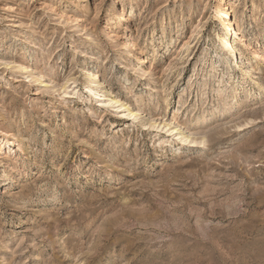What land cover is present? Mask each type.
Here are the masks:
<instances>
[{
	"label": "rangeland",
	"instance_id": "374dc122",
	"mask_svg": "<svg viewBox=\"0 0 264 264\" xmlns=\"http://www.w3.org/2000/svg\"><path fill=\"white\" fill-rule=\"evenodd\" d=\"M217 1L0 0V264H264V71ZM226 3L248 71L264 0Z\"/></svg>",
	"mask_w": 264,
	"mask_h": 264
},
{
	"label": "bare ground",
	"instance_id": "6f19581e",
	"mask_svg": "<svg viewBox=\"0 0 264 264\" xmlns=\"http://www.w3.org/2000/svg\"><path fill=\"white\" fill-rule=\"evenodd\" d=\"M226 5H227L226 0H218L217 1V7L222 10L221 24L224 26V28L226 30L225 31V36L222 35V40L221 41L222 42H225V47H227V49L224 50V52L226 54V59L228 57L231 59L232 55L235 56V58H232V60H234V62L236 63L237 68L241 70V72H242V74H241L242 75V79L243 80H246L247 76L250 73H254L255 70L261 69V70L264 71V68H262V66L259 65V60L263 59L264 58V55L262 54L261 51L256 52L255 55H254V60L251 59V64L249 66V70L248 71L247 70L245 71V68H246L245 65H243V66H241V64L239 65V54L237 52V48L234 46L233 43L239 39L240 32L238 30H236L232 26L233 25V22H232V20L229 17V12L226 9ZM124 15H126V16L123 17ZM127 15H132V11H127L125 14L124 13L123 14H119L117 17L120 20L119 21H115L114 24L117 26V24H119L120 22L123 23V20L126 17H128ZM104 26H105L106 29H108V30L110 29V26L108 25V21H105ZM105 28L103 27L104 30H105ZM228 35H229V38H228L229 40H227V38H226V36H228ZM125 38H127V40L124 42L125 45H124L123 49L125 51L126 50L132 51V50L136 49V47H135L136 45L132 41V39L130 38V36L127 35ZM243 45L245 47H249V44H247V43H243ZM228 51L231 52V55H228ZM132 57H133L134 60H137V62L140 60L139 59V55L136 52H133ZM240 58H242V56H240ZM11 64L12 63H10L9 61L6 62L5 68H6V65H7V68H8ZM243 64H245V63H243ZM11 67H9V68H11ZM15 67H17V66L15 65ZM136 67H137V64H136L135 68ZM12 68H11V70H12ZM138 68H141V67H138ZM227 68L231 69L232 68V64H230L229 62H227ZM17 69H20V68H17ZM25 69H27V68H25ZM136 70H138V69H136ZM139 70L142 71L141 74H143V73L146 74L147 73V70H145V69H139ZM30 71H32V70H30ZM27 72H28V70H27ZM30 76H31V74H30ZM40 76H42V75H40ZM230 77H232V76L230 75ZM261 77H262V74H259L257 77L251 78L253 80V83H254V86L255 87H258V88H261L262 87ZM31 78H34V77H31ZM84 79H86V80H88V81H90L92 83L91 86H89V91H90V93L94 96V98L97 101H101V102H103L105 104H109V105H111L113 107H122V108H124V111L126 113L125 115H128V116L133 117V118H135V117L137 118L138 117V116H136L138 114V112H137L138 108L136 107L137 109H133L134 107L132 108V106H131L132 104L130 102L123 101L122 99L119 98V96H117V95L113 94L112 92H110L109 90H107L106 89L107 87L106 88L104 87L105 84H103V81H99V80L96 79L95 73L92 70V68H90V69L87 70V74L85 75ZM88 81H86V82H88ZM41 82H42V80H41ZM100 85H102L103 87L101 88ZM153 126L156 127V123L155 122H153ZM174 129L175 128H173V131H177V133H176L177 140H179V141H188V140L190 141L191 140L192 142L193 141H196V140H194V138H191L190 133L188 134V133H185L184 131H181L180 129H175V130ZM168 130H170V129H168ZM178 130H180V131H178ZM15 136H17V135H15Z\"/></svg>",
	"mask_w": 264,
	"mask_h": 264
}]
</instances>
